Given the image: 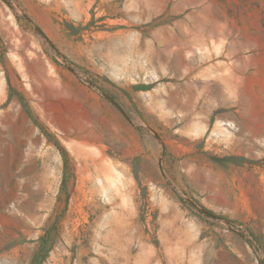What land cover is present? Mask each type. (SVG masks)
I'll use <instances>...</instances> for the list:
<instances>
[{"label":"rangeland","instance_id":"1","mask_svg":"<svg viewBox=\"0 0 264 264\" xmlns=\"http://www.w3.org/2000/svg\"><path fill=\"white\" fill-rule=\"evenodd\" d=\"M0 264H264V0H0Z\"/></svg>","mask_w":264,"mask_h":264},{"label":"bare ground","instance_id":"2","mask_svg":"<svg viewBox=\"0 0 264 264\" xmlns=\"http://www.w3.org/2000/svg\"><path fill=\"white\" fill-rule=\"evenodd\" d=\"M222 126H228V127H231L232 125L231 124H225V123H221ZM227 130V129H226ZM227 136V135H226Z\"/></svg>","mask_w":264,"mask_h":264}]
</instances>
